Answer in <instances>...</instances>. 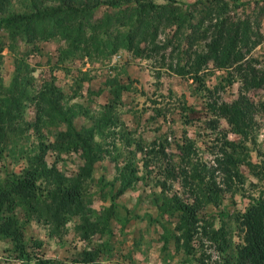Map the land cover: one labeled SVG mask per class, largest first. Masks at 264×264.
I'll return each mask as SVG.
<instances>
[{
  "label": "trees",
  "instance_id": "16d2710c",
  "mask_svg": "<svg viewBox=\"0 0 264 264\" xmlns=\"http://www.w3.org/2000/svg\"><path fill=\"white\" fill-rule=\"evenodd\" d=\"M90 1V6L83 3L40 11L30 8L12 11L10 0H0V36L1 31L9 36L16 34L34 51L39 47L33 42L36 38L56 41L62 38L65 45H59L61 55L57 56V61L77 55L110 58L120 50H126L135 58L157 55L162 60L155 76L159 77L162 71L168 70L192 79L195 91L206 96V107L211 115L206 120L207 127L216 130L215 137L211 138L215 140L210 151L212 163L193 159L195 140L188 134L175 141V149L170 152L166 150L171 147L169 142L164 144L153 140L145 147L139 138L133 139L129 142L135 141L132 150L134 161L124 157L125 163L116 164L118 173L115 176L119 187L112 194V205L116 204L115 196L140 178V166L135 162L137 151L143 154L140 158L145 168L154 158L167 159L160 173L165 178L176 179L183 190H172L167 194L164 190L167 182L163 179L158 181L162 193L154 192L153 195L159 199L158 216L170 221L176 219L175 228L179 230L175 235L177 244L186 252L198 251V256L191 255L196 264H264V190L252 196L243 209L231 214L238 236L236 240L230 230L215 227L213 219L201 214L207 204L218 205L221 201L222 188L217 185V176L227 188H231L235 181H242L240 165L245 163L255 175L264 178L260 164L249 160L247 146L242 141L248 138L257 112L264 109L262 96H255L264 90V68L253 52L264 35L259 26L264 15V0ZM102 1L108 5V10L101 18L93 9ZM121 23L126 25L121 27ZM98 29L107 35L95 33L92 38L89 31L98 32ZM160 31L164 35L158 38ZM3 48L4 40L1 39L0 60ZM217 69L222 70L215 75L217 82L208 84V77ZM234 82H238V87L233 97L223 98L213 93L218 87L230 86ZM114 86L115 99L95 119L99 124L114 123V120H109L110 111L125 84L115 82ZM52 87L47 83L36 92L41 100L37 115L43 112L59 123L64 122L66 128L56 131L49 143L50 148L57 151V158L61 153L75 152L81 162L77 170L64 171L56 164V159L53 162L47 160L46 146L42 147L41 143L40 153L28 164L19 171H7L0 180V237L10 238L16 255L27 260V264L56 262L42 253L39 240L34 241L36 251L31 253L33 258L30 257L21 223L15 214L16 206L23 207L27 217H34L53 228L67 216H78L80 221L76 228L83 239L99 230L88 217L91 207L83 185L86 179L91 178L95 163L102 158L104 150L96 140V127H76L71 115L62 106L55 105ZM8 94L9 98L0 101V161L8 136L17 129L11 118L13 106L29 97L14 83L9 86ZM161 108H155L157 115H164ZM182 109H187V106ZM86 114L93 116L89 110ZM183 115L186 123L188 114ZM220 119L225 120L227 128L220 125ZM229 131L235 133L238 140L229 138ZM157 217L149 216V221ZM204 237L218 249V260L212 262L210 259L211 254L202 242ZM104 250L99 245L84 247L69 264H100Z\"/></svg>",
  "mask_w": 264,
  "mask_h": 264
},
{
  "label": "rangeland",
  "instance_id": "374dc122",
  "mask_svg": "<svg viewBox=\"0 0 264 264\" xmlns=\"http://www.w3.org/2000/svg\"><path fill=\"white\" fill-rule=\"evenodd\" d=\"M90 6V0H10L12 11L46 10L56 6L70 4ZM95 6L96 16L103 17L108 10L104 1ZM253 18V17H252ZM121 27L126 24H119ZM260 32L264 34V15L260 22ZM99 33L107 35L101 29L98 32L89 31L90 36ZM0 40H4L0 60V101L9 98L8 90L11 84H16L19 91H26L29 96L21 104L13 106L11 118L17 129L12 132L5 143V151L0 161V180L7 171H19L36 156L39 146H46V158L64 171L77 170L80 157L77 153H61L57 158V151L50 148V141L56 131L66 128L64 122L59 123L43 112L37 115L41 100L36 92L45 84H51L55 92L56 106L71 115L76 127H96V140L104 150L103 156L93 168L91 178L85 180L83 192L89 199L91 211L88 217L91 224L101 231L83 239L76 225L78 216H67L58 227L53 228L34 217H27L23 207L16 206L15 214L21 223L29 255L36 251L35 240L41 241L40 248L43 254L52 258L56 264H69L77 256L80 249L90 246H102L106 250L100 255V264H196L191 255L198 256V251L186 252L180 247L175 235L176 219L170 221L166 217L160 218L159 208L154 192L162 193L158 183L166 180L167 194L172 190L182 191L180 183L165 178L160 168L167 159H153L145 168L142 165L141 151L135 153L139 168V176L135 183H131L123 192L115 196L116 204L112 205V194L119 187L116 180V164H123L127 159L134 157L132 150L135 141L139 138L146 146L153 140L164 144L171 143L167 151H174L175 141H179L185 134L195 140V157L210 164V151L214 148L216 130L207 127L206 120L211 117L205 103V97L194 89L192 79L171 73L168 70L157 74L160 64L159 56L152 58H135L126 50H120L110 58H89L88 55H77L57 61L60 53L59 41L48 38H36L33 42L39 44L38 51H34L16 34L11 36L1 31ZM159 32L158 38L163 36ZM91 38V40H93ZM143 44V42H142ZM254 53L260 58L264 68V35L262 41L254 48ZM222 70H215L207 83L217 82L216 74ZM115 82L125 84L124 90L114 102L109 120L114 123L103 124L95 119L104 112L105 106L115 99L113 89ZM238 82L230 86L218 87L213 93L223 98H231L237 92ZM264 100V90L256 93ZM11 99V98H10ZM186 105L187 109H182ZM162 107L164 115H157L155 108ZM89 110V114L86 112ZM74 113V114H73ZM183 113L188 114V120L183 121ZM38 118V121H37ZM222 127L228 125L224 119L219 120ZM35 123V124H34ZM229 138L238 140V136L229 131ZM247 146L248 158L251 162L260 164L264 173V109L257 112L254 123L250 128L248 138L242 140ZM175 160L177 156L174 154ZM155 160V161H154ZM132 161V162H133ZM161 164V165H160ZM242 181L234 182L227 188L217 176V185L222 188L221 201L218 205L207 204L201 210L203 216L214 220L215 227L230 230L233 239H238L236 229L232 225L231 214L243 209L250 202L252 196H257L264 190V178L255 175L245 163L240 165ZM264 175V174H262ZM140 216H144L141 217ZM149 216L157 217L149 221ZM165 216V215H164ZM204 246L211 254L214 262L220 258V253L213 243L205 237ZM195 245V241H193ZM16 255L13 241L10 238L0 237V264H27Z\"/></svg>",
  "mask_w": 264,
  "mask_h": 264
}]
</instances>
